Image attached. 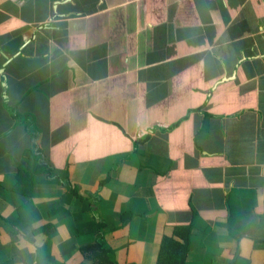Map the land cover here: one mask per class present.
Listing matches in <instances>:
<instances>
[{
	"label": "crops",
	"instance_id": "1",
	"mask_svg": "<svg viewBox=\"0 0 264 264\" xmlns=\"http://www.w3.org/2000/svg\"><path fill=\"white\" fill-rule=\"evenodd\" d=\"M190 225L184 264H264V0H0V264Z\"/></svg>",
	"mask_w": 264,
	"mask_h": 264
},
{
	"label": "trees",
	"instance_id": "2",
	"mask_svg": "<svg viewBox=\"0 0 264 264\" xmlns=\"http://www.w3.org/2000/svg\"><path fill=\"white\" fill-rule=\"evenodd\" d=\"M191 232H192V226L187 227H181L176 229L175 235L179 237L183 241V244H180V242H177V240L173 237H170L166 240L162 256L165 255V259H163V262H160V264H178L175 261H172L170 259L172 250L175 255H180V263L184 264L185 259L187 257V251H188V245L190 243L191 238Z\"/></svg>",
	"mask_w": 264,
	"mask_h": 264
}]
</instances>
